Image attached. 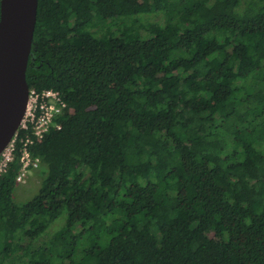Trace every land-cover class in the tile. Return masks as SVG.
<instances>
[{"label": "trees", "instance_id": "trees-1", "mask_svg": "<svg viewBox=\"0 0 264 264\" xmlns=\"http://www.w3.org/2000/svg\"><path fill=\"white\" fill-rule=\"evenodd\" d=\"M38 11L27 82L67 108L37 194L19 148L0 177V264H264V0Z\"/></svg>", "mask_w": 264, "mask_h": 264}, {"label": "water", "instance_id": "water-1", "mask_svg": "<svg viewBox=\"0 0 264 264\" xmlns=\"http://www.w3.org/2000/svg\"><path fill=\"white\" fill-rule=\"evenodd\" d=\"M39 0H1L0 154L15 136L26 111L29 59L38 23Z\"/></svg>", "mask_w": 264, "mask_h": 264}, {"label": "built area", "instance_id": "built-area-1", "mask_svg": "<svg viewBox=\"0 0 264 264\" xmlns=\"http://www.w3.org/2000/svg\"><path fill=\"white\" fill-rule=\"evenodd\" d=\"M67 108L60 93L55 90L37 92L30 90L29 99L21 124L6 148L0 154V177L7 172L15 159L17 149L20 153V170L17 183H27L34 169L39 167V160L32 157L30 148L37 142L42 143L45 136L56 125L55 119ZM70 112H73L71 109Z\"/></svg>", "mask_w": 264, "mask_h": 264}, {"label": "rangeland", "instance_id": "rangeland-1", "mask_svg": "<svg viewBox=\"0 0 264 264\" xmlns=\"http://www.w3.org/2000/svg\"><path fill=\"white\" fill-rule=\"evenodd\" d=\"M243 73H247L246 68L243 69ZM40 168L33 173L27 183L19 185L16 198L18 202H25L37 194L43 180V177L40 174ZM60 221L61 220H59V222ZM57 224L58 223H56L54 226ZM54 230H56V228H54Z\"/></svg>", "mask_w": 264, "mask_h": 264}]
</instances>
